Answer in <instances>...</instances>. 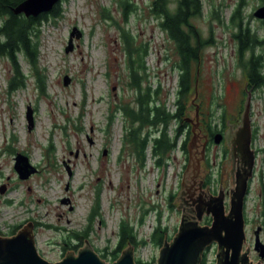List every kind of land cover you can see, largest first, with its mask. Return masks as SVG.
Segmentation results:
<instances>
[{"label":"rangeland","instance_id":"374dc122","mask_svg":"<svg viewBox=\"0 0 264 264\" xmlns=\"http://www.w3.org/2000/svg\"><path fill=\"white\" fill-rule=\"evenodd\" d=\"M125 1L61 0L62 17L44 23L40 37V66L47 75L45 94L40 93L24 60L20 63L27 85L9 93L13 67L0 58V188L5 187V193L0 192V235L11 237L13 231L34 223L38 252L50 262L61 260L71 250L77 255L85 245L74 238L78 234L87 235L99 256L107 255L102 260L112 264L121 221L132 224L139 239L146 241L160 212L168 238L175 236L181 222L175 198L173 209L168 198L177 195L181 178L180 141L166 168L154 166L150 147L142 167L133 145L126 141L129 131L138 126L124 111V107H137L130 59L135 49L144 50L132 55L138 62L143 57L144 67L138 70L142 88L159 90L158 102L165 103L171 113L176 109L180 57L175 43L160 28V20L151 14L153 0H127L136 9L127 20ZM202 3L203 14L193 24L202 39L213 44L201 50L199 63L193 65L192 90L185 104L194 110L210 99L217 114L222 107L233 115L247 83L238 66L235 28L230 23L237 0ZM261 6L260 0H249L244 15L252 31L264 38V25L254 17ZM74 28L82 36L74 39L73 51L66 53ZM257 52L264 53V49ZM65 77L70 79L67 86ZM252 104L258 128L254 147L263 150L264 91L255 95ZM28 108L35 122L31 131ZM147 130L143 128L141 134ZM175 130L173 122L168 131L173 139ZM18 154L36 169L27 179H20L15 170ZM259 161L260 174L246 202L247 245L252 246L255 231L264 223V184L257 180L261 174L264 177L263 152ZM160 249L152 243L142 245L135 249L136 261H157ZM206 253V264H215L216 248ZM258 258L251 253L252 260Z\"/></svg>","mask_w":264,"mask_h":264},{"label":"trees","instance_id":"16d2710c","mask_svg":"<svg viewBox=\"0 0 264 264\" xmlns=\"http://www.w3.org/2000/svg\"><path fill=\"white\" fill-rule=\"evenodd\" d=\"M24 0H0V58L7 59L12 67L14 76L9 83V93H14L23 89L27 85L28 77L23 73L20 61L24 60L36 79L37 86L41 94L47 90V75L40 66V37L42 26L50 19L57 20L62 17V11L59 4L49 13L42 14L39 17L26 18L23 14L15 15L12 7L17 6ZM66 1V0H62ZM249 0H237V5L232 13L230 23L235 28L233 38L238 46V66L243 70L247 82L256 89L264 87V53H258V48L264 49V38L259 37L251 29L250 22L244 15V10ZM264 5V0H260ZM123 14L127 20L128 16L136 9L125 1ZM151 14L160 20V28L166 32L167 36L176 45V51L180 57L178 67L180 69V82L175 101V111L167 112L165 103H159V90L152 92L151 88L143 89L141 82L143 77L139 75L138 70L143 69V57L138 62L132 58L133 54L143 52L142 48L135 49L130 54L132 69V86L137 88L136 108H125L124 111L131 118L133 125L138 127L131 129L127 137V143L133 145L134 153L139 164L144 167L147 162L148 148L153 159L154 166L159 169L166 168L171 160V153L178 146V135L171 138L169 128L173 122L180 120L181 114L186 108L185 101L191 93V77L193 65L199 63L201 50L213 44L211 40H203L200 31L193 24L203 14L202 0H153L151 3ZM247 19V21H246ZM264 25V21H262ZM146 54V51H145ZM135 63L138 67H135ZM147 128L145 135H142V129ZM154 129H161L159 137H155L154 144L150 136ZM177 133V132H176ZM169 204L173 209L174 194L169 197ZM150 211V210H149ZM148 210L145 215L148 214ZM161 212L159 221L150 236V241L141 240L135 230V227L121 221L119 225L118 243L114 252L111 253L112 261H116L119 253L128 246L132 245L138 249L142 245L152 243L161 248L168 234V228L162 227ZM264 218V211L262 213ZM144 223V217L140 221ZM14 233V232H13ZM79 241H86L87 235H74ZM171 239V237H169ZM103 255L102 258H106ZM207 262V253H205L202 264ZM156 259L151 262H144L141 259L136 264H155Z\"/></svg>","mask_w":264,"mask_h":264},{"label":"water","instance_id":"95a60500","mask_svg":"<svg viewBox=\"0 0 264 264\" xmlns=\"http://www.w3.org/2000/svg\"><path fill=\"white\" fill-rule=\"evenodd\" d=\"M60 2L61 0H24L12 7V12L15 15L23 14L26 18L39 17L51 12ZM254 17L264 21V5L254 12ZM81 36L82 33L77 28L72 30L66 53L73 51L74 39H79ZM69 83L70 79L65 77L64 85L67 86ZM249 112L250 108L247 104L243 123L238 132L247 167L237 175L235 187L231 190L229 212H226L222 193L208 205L200 201L197 206V219L193 221H188L185 217L181 219L175 236L171 240L166 236L155 264H202L205 253L214 244L217 245L215 264H250V249L246 248L245 252L243 251L247 244L245 199L255 165V155L251 150L252 131ZM27 120L28 129L31 131L35 122L30 108L27 111ZM15 170L20 179H27L36 172V169L28 163V158L22 154L16 157ZM0 192L5 193V187H1ZM204 213L212 216L210 225L201 224ZM34 227V223H28L22 231L11 237L0 235V264H108L102 260L89 240L85 241L84 247L80 248L77 255L71 250L62 261L50 262L38 252ZM260 231V228L255 231V246L257 250L263 247L261 257L264 258ZM112 264H136L135 247L126 246L121 256Z\"/></svg>","mask_w":264,"mask_h":264},{"label":"flooded vegetation","instance_id":"af4514ba","mask_svg":"<svg viewBox=\"0 0 264 264\" xmlns=\"http://www.w3.org/2000/svg\"><path fill=\"white\" fill-rule=\"evenodd\" d=\"M260 91H264V87L256 89L247 82L244 91H242L243 98L239 102L235 115H229L227 108L222 107H219L220 113L217 114L218 110L213 109V102L210 99H208L207 103L202 101V103L200 102L194 106V110L186 105L180 120L176 122V130L174 131L178 135V141H180L179 150H181V157L183 158L181 178L177 195L175 196L176 210L180 214V220L183 217L188 221L196 220L199 202L203 201L205 205H208L220 193L224 195L226 212H229L231 190L235 187L237 175L247 167L238 132L242 126L243 116L248 104L252 131L251 150L255 155V165L245 199L244 215L247 225L246 202L253 193V184L258 174H260L258 170L260 153H264V149L259 150L254 147V143L258 138V128L253 121L254 110L252 103L255 95ZM161 133V129L153 130L150 136L152 145L155 137H159ZM257 180L264 184L262 174ZM206 208L207 206L204 209ZM211 222L212 216L204 213L201 224L210 225ZM258 228L261 229V246H264V223ZM18 231L19 229L13 231L15 233L10 236L15 235ZM213 247L217 249L216 244L211 248ZM246 248L250 249V264H264V258L261 257L263 247L257 250L254 243L253 246L247 245ZM251 253L258 255L257 261L251 259ZM64 257L54 262H60Z\"/></svg>","mask_w":264,"mask_h":264},{"label":"built area","instance_id":"2783aa9c","mask_svg":"<svg viewBox=\"0 0 264 264\" xmlns=\"http://www.w3.org/2000/svg\"><path fill=\"white\" fill-rule=\"evenodd\" d=\"M153 231H154V227H152V232H151V234L153 233ZM151 234H150V235H151Z\"/></svg>","mask_w":264,"mask_h":264}]
</instances>
